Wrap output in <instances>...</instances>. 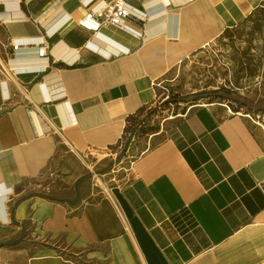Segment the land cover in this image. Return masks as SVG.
Masks as SVG:
<instances>
[{"label": "crops", "instance_id": "1", "mask_svg": "<svg viewBox=\"0 0 264 264\" xmlns=\"http://www.w3.org/2000/svg\"><path fill=\"white\" fill-rule=\"evenodd\" d=\"M125 1L140 40L78 26L102 0H0V264H264V123L246 105L186 102L106 188L90 174L162 78L261 0Z\"/></svg>", "mask_w": 264, "mask_h": 264}, {"label": "rangeland", "instance_id": "2", "mask_svg": "<svg viewBox=\"0 0 264 264\" xmlns=\"http://www.w3.org/2000/svg\"><path fill=\"white\" fill-rule=\"evenodd\" d=\"M238 34L239 37L217 38L205 49L184 59L172 73L162 78L156 104L142 112V119H137L136 125L140 124L141 127L133 140L129 131L135 127V121L129 123L122 148L117 150L114 160L108 162L109 153L106 151L91 152L90 159L97 161L98 165L103 164L101 168H90L93 182L98 187L106 188V183L111 179V176L102 174L111 171L124 173L136 156L149 146H154L157 139L152 135L162 130L164 121L181 113L186 102L222 98L236 102L234 98L241 97L247 101L244 105L264 119V97L260 100L264 95V16L259 7L247 27ZM220 89L230 94L224 97L213 94ZM88 163L91 164L90 160Z\"/></svg>", "mask_w": 264, "mask_h": 264}, {"label": "built area", "instance_id": "3", "mask_svg": "<svg viewBox=\"0 0 264 264\" xmlns=\"http://www.w3.org/2000/svg\"><path fill=\"white\" fill-rule=\"evenodd\" d=\"M259 9L262 10L264 16V0H261ZM138 21V13L131 9L125 0H102V6L97 12L88 10L85 15L78 21V26L90 32L91 34L97 33L103 27L116 28L134 39L140 40L141 33L136 31L130 26L131 22ZM12 50L17 49V45H11ZM37 56L39 58H45L47 56V46L42 44L37 50ZM9 67V66H8ZM6 68L0 63V78L2 83L9 81L12 70ZM150 110V108L148 109ZM245 116L256 123H264V119L257 114L247 113ZM131 140L134 138V134L130 135ZM122 148V142L115 148L119 150Z\"/></svg>", "mask_w": 264, "mask_h": 264}, {"label": "trees", "instance_id": "4", "mask_svg": "<svg viewBox=\"0 0 264 264\" xmlns=\"http://www.w3.org/2000/svg\"><path fill=\"white\" fill-rule=\"evenodd\" d=\"M213 94H215V95H222V97H224L225 95L228 96L230 93L227 92V91H224V90L220 89V90H218V91L213 92ZM234 100H235L236 102H240V103H242V104H244V103L247 102L246 99L241 98V97H236V98H234ZM247 104L250 105V103H247ZM132 121H135V123H134V126H135L137 120L135 119V120H132ZM138 125H139V124H138ZM140 127H141V126L137 127V125H136L135 127H131V129H130V131H129V134H130V135H132V134L135 135L137 129L140 128ZM128 128H130V126H129ZM128 128H126V131H127Z\"/></svg>", "mask_w": 264, "mask_h": 264}]
</instances>
